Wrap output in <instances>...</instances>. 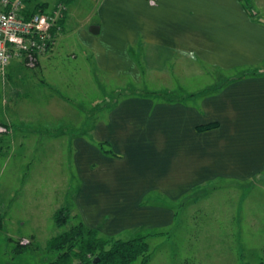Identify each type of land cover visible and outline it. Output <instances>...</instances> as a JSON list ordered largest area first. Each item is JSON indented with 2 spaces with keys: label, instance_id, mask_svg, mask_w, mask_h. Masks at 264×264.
Wrapping results in <instances>:
<instances>
[{
  "label": "rangeland",
  "instance_id": "obj_1",
  "mask_svg": "<svg viewBox=\"0 0 264 264\" xmlns=\"http://www.w3.org/2000/svg\"><path fill=\"white\" fill-rule=\"evenodd\" d=\"M35 1L45 2L51 9L60 0ZM209 1L205 7H208ZM68 3L65 28L57 38L51 61L43 62L42 68L25 65L8 68L7 71L13 73L15 92L8 84L9 74L0 71V120L12 116L18 122L30 119L32 124V120L59 118L69 125L58 128L60 122H56L54 127L39 122L37 127L31 125L19 134L26 135L23 142L19 141V136L13 143L7 135L0 136V264H49L57 256L56 252L46 247L49 239L81 220L98 228L101 235L107 238L128 240L162 232V235L147 239L152 255L148 264L264 262L262 174L250 180L222 179L198 185L176 200L163 191H154L152 197L155 196L153 199L156 201L152 205L163 209L167 207L175 214L170 225L161 218L154 221L149 210L135 212L133 217H122L123 221L135 224L132 227L123 228V224L110 222L112 214L108 208L112 203L123 199L122 204L127 206L134 201L137 192L140 193L148 185L141 181L143 166L146 164V171L149 163L146 157L141 160L127 156L126 162L116 163L127 173L123 174L122 181H116L122 189L110 192L100 190V185L112 187L115 181L99 182L101 166L110 175L114 173L109 162L105 164L100 160L101 149L96 143L95 125L109 117L115 101L120 102L126 96L155 91L158 94H154L153 98L162 101L182 98L195 83L198 91L208 89L206 87L213 83L211 72L220 65L198 63L208 73H202L197 78L183 76L177 74V59H167L156 51L152 60L162 65L161 69L167 70L168 78L165 79L157 74L159 68L154 66L155 63L147 64L146 56L147 52L150 55V49L134 45L135 55L140 60L141 78L136 82L131 75L110 76L99 67L97 49L86 44V34H93L92 27L101 24L102 33L93 34L98 42H109L112 37L127 39L134 27L130 25L131 16L132 22L140 29L146 27L147 20L162 25L171 21L174 16L171 14L177 12L180 1L147 0L146 4L145 0H115L110 3L112 13L101 12L105 6L98 0H72ZM215 20L217 24L221 18ZM144 35L143 31L138 33V43L144 42ZM261 65L259 69L263 70L264 65ZM239 68L248 67H237L233 71ZM24 84L28 87L26 92ZM169 86L174 87L170 89ZM180 86H184L185 90H181ZM51 103L68 106V111L57 117L49 110ZM154 122V119L150 121V125ZM72 129L75 136L82 134L85 140H94L87 147L97 148L96 151H87L86 158H83L92 165L88 168L89 173L96 170L93 172L94 183L88 181L89 173L78 160L86 145L75 144L74 149L70 138ZM140 129L138 134L144 131V128ZM152 130L153 134L161 133L159 128L155 130L152 127ZM163 131L167 133L166 128H162ZM160 180L156 177V182ZM83 183H90L91 189L80 191ZM179 191L171 193L178 194ZM87 192L93 196L95 193L96 197L90 199ZM142 199L143 206H146L147 193ZM100 200H104L103 203ZM60 208H67L71 213L68 224L63 227H59L54 220V214ZM154 214L164 213L154 211ZM23 238H28L31 243L22 253H16L17 242ZM134 264H141L140 259Z\"/></svg>",
  "mask_w": 264,
  "mask_h": 264
},
{
  "label": "crops",
  "instance_id": "obj_2",
  "mask_svg": "<svg viewBox=\"0 0 264 264\" xmlns=\"http://www.w3.org/2000/svg\"><path fill=\"white\" fill-rule=\"evenodd\" d=\"M112 1L115 0H98L99 4L105 6L100 11L112 13L113 8L110 5ZM179 1V9L171 14L174 15L170 18L171 21L162 25L147 20L144 24L146 27L140 29L141 27L137 28L132 22L131 16L130 25L134 27L129 31L131 34L127 39L112 37L109 42H98V38L93 34H86V44L97 49L100 69L113 77L131 75L136 82L141 78L140 60L135 55L134 45H140L145 50L150 49L146 62L148 65L155 63L154 66L159 68L157 74L165 79L168 78L167 70L161 69L162 65L152 60L156 51L167 59H177L175 65L177 74L183 76L193 75L197 78L202 73L203 75L208 73L203 71L198 63L206 66L220 65L211 72L210 78L213 83L206 87L208 89L198 91L195 83L191 85L193 89L186 90L182 98L173 97L162 101L153 98L154 94H158L155 91L145 92L146 95L126 96L120 102L115 101L109 117L95 125L96 139L109 142L117 155L111 157L102 151V154L99 152L101 162L105 164L109 162L114 173L110 175L100 164L102 167L99 172L100 184H104L108 179L115 181L112 187L100 185V190L110 192L122 189L116 181H122L123 174L127 173L116 166V163L126 162L127 156L141 160L147 158L149 163L146 171H144L146 164L143 166L144 175L143 180L141 179V182L145 181L148 185L140 193L137 192L134 201L129 204L130 207L124 209L121 202L123 199L116 200L109 206L114 209L115 215L110 218V222L115 225L124 224L122 220L124 210L129 211L132 217L135 212L143 213L149 210L154 221L161 218L164 223L169 225L172 223L174 213L167 207L163 209L152 205L155 203L146 206L140 203L145 193L151 196V192L163 191L176 200L198 185L222 179L250 180L261 174L264 188V74L250 75L252 71H249V74L245 71L247 68L233 71L237 67L249 68L264 62V23L261 21L264 0H253V6L259 13L256 19L250 17L245 6L246 0H210L208 7H205L207 0ZM25 3L30 9L39 4H46L35 0H25ZM145 3L147 4V0ZM152 12L154 13L153 10ZM218 18H221V21L216 24L215 19ZM97 27L98 34H101V24H95L92 28ZM140 31L145 33L144 42L138 43ZM55 45L40 58L37 67L42 68L43 62L51 61L56 51ZM129 47H132L131 51ZM13 66L15 68L24 66L23 59H13L7 69ZM5 73L9 74L8 84L13 90L15 88L12 82L13 73L11 70H6ZM247 73L249 75H246ZM167 83L170 84V81ZM26 85L23 86L25 92L28 88ZM173 87L169 86L170 89ZM180 89L184 91L185 87L180 86ZM49 110L60 117L68 111V106L51 103ZM153 119L155 122L150 125ZM15 120L17 119L12 116L0 120L9 128L5 135L11 143L16 141L25 128L33 125L37 127L39 122L53 127L56 122H60L58 128L69 127L68 122L59 118L46 121L32 120V124L30 119L22 122ZM213 122H217L219 126L204 132L197 130V126ZM70 127L72 128L73 124ZM139 127L144 128L141 134H138L141 130ZM152 127L155 130L159 128V131L161 129V133L153 134ZM162 128H166L167 133L165 131L162 133ZM81 135L75 136L72 129L70 138L74 149L75 144L86 145L79 153L78 160L88 171L92 165L83 158H86L87 151L90 150L92 153L97 148L87 147L94 140H85ZM25 136H19V141L23 142ZM95 171L94 169L90 171L92 174L88 171L90 183H94ZM156 177L161 180L156 182ZM90 183H83L80 191L91 189ZM176 190H180L178 194L171 193ZM154 211H161L164 214H154ZM128 223L126 224L131 227L135 225Z\"/></svg>",
  "mask_w": 264,
  "mask_h": 264
},
{
  "label": "trees",
  "instance_id": "obj_3",
  "mask_svg": "<svg viewBox=\"0 0 264 264\" xmlns=\"http://www.w3.org/2000/svg\"><path fill=\"white\" fill-rule=\"evenodd\" d=\"M71 2L72 0H60L55 5L49 9L47 8V4H39L37 7L30 9L29 5L25 3L24 0V7L22 9V14L25 18L29 19L31 16L38 12L43 13H50L54 7H56L57 4H63L67 7L66 12L64 13V17L60 20L57 27H60V30L53 29V34L55 35L53 38V41L48 44V47L46 48V51L40 54H37L36 62L34 67H37L39 60L41 57L45 56L50 49L56 44L57 38L59 37V34L64 30V23L66 21L67 13H68V2ZM245 6L249 12V15L252 19H256L258 17V12L255 10L253 6V0H246ZM262 23H264V18L261 19ZM56 27V28H57ZM131 51V50H130ZM15 59V58H13ZM11 59V61L13 60ZM23 59V58H22ZM10 61V63H11ZM24 65L27 66L25 60ZM9 63V64H10ZM8 64V66H9ZM264 65V62H262ZM7 66V67H8ZM259 66H262L261 64L258 66H253L250 68H247L245 71L249 73V71H252L250 75H257L259 73L264 74V69H259ZM7 67L1 71L2 73H5L7 70ZM246 75H249V74ZM240 78V77H238ZM1 126H4L7 131L1 132L0 136H4L6 133H8L9 128L7 127V124L4 122H0ZM219 126L217 122L203 124L197 126V130L200 132L208 131L215 129ZM99 148L103 152V154L111 157H116V153L112 150L111 144L109 142L105 141H97ZM89 198L96 197L91 195L90 192H87ZM151 196H147V205H150V203H154L155 201L149 200V198H155ZM158 197V194H157ZM143 196L141 197V199ZM102 201V200H100ZM142 205H144L143 199L140 202ZM125 208H129L130 205L123 206ZM107 210V209H106ZM108 212L112 214V217H114V209L108 208ZM130 216L131 214L129 211L124 210L123 212V218ZM175 216V214H174ZM71 213L68 212L67 208H60L56 211L54 214V220L55 223L59 227L66 226L68 224V221L70 220ZM76 217V216H74ZM127 221H124L123 228L128 226ZM156 235H162V232L155 233V234H148L144 236H137L132 239L123 240V239H116L114 237H104L101 235L98 228L89 226L84 221H79L76 224L72 225L69 229L64 230L63 232L59 233L58 235L52 237L47 242V249L50 251H54L57 253V256L54 260L50 261L49 264H134L137 260L140 259L141 264H148V262L151 259V253L149 244L147 242V239L150 236H156ZM28 239V238H27ZM29 240V239H28ZM21 241V240H20ZM20 241L17 242V247L15 249L16 253H22L26 246L30 245L31 241L29 240L28 243L22 244ZM259 264H264L263 261H261Z\"/></svg>",
  "mask_w": 264,
  "mask_h": 264
},
{
  "label": "built area",
  "instance_id": "obj_4",
  "mask_svg": "<svg viewBox=\"0 0 264 264\" xmlns=\"http://www.w3.org/2000/svg\"><path fill=\"white\" fill-rule=\"evenodd\" d=\"M23 7L24 0H0V71L13 58H23L27 66L34 67L37 54L45 52L53 41V29L60 30L57 25L67 10L57 4L50 13L38 12L27 19L22 14ZM6 131L0 125V133ZM28 241L23 238L20 242Z\"/></svg>",
  "mask_w": 264,
  "mask_h": 264
},
{
  "label": "water",
  "instance_id": "obj_5",
  "mask_svg": "<svg viewBox=\"0 0 264 264\" xmlns=\"http://www.w3.org/2000/svg\"><path fill=\"white\" fill-rule=\"evenodd\" d=\"M91 31H92L93 34H98L99 33V28L98 27L97 28H92Z\"/></svg>",
  "mask_w": 264,
  "mask_h": 264
}]
</instances>
